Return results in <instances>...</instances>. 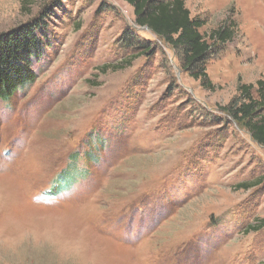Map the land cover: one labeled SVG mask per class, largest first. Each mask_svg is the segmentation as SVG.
<instances>
[{
    "label": "rangeland",
    "instance_id": "rangeland-1",
    "mask_svg": "<svg viewBox=\"0 0 264 264\" xmlns=\"http://www.w3.org/2000/svg\"><path fill=\"white\" fill-rule=\"evenodd\" d=\"M185 5L234 30L210 86L125 0H0V33L50 43L0 97V264H264V147L226 109L264 79V0Z\"/></svg>",
    "mask_w": 264,
    "mask_h": 264
},
{
    "label": "trees",
    "instance_id": "trees-1",
    "mask_svg": "<svg viewBox=\"0 0 264 264\" xmlns=\"http://www.w3.org/2000/svg\"><path fill=\"white\" fill-rule=\"evenodd\" d=\"M133 6L135 23L148 27L159 38L168 42L181 52L183 66L195 77H200L203 85L210 86L205 64L213 45L231 39L234 30L230 27L213 29L209 34L210 42L200 33L204 21L190 16L185 0H125ZM38 26H21L10 32L0 33V97L8 98L17 89L35 80L37 76L31 62L42 49L49 45L48 36L37 31ZM52 43V41H51ZM126 62L112 65L120 69ZM104 68V69H103ZM105 70V67H102ZM255 88V93L252 91ZM239 97L227 106V114L240 123L251 138L264 147V79L253 83H241L238 86ZM99 143L100 137L95 138ZM98 143V144H99ZM90 154V153H89ZM88 158L95 154H90ZM75 169V168H74ZM73 169V170H74ZM72 168L65 167L53 181L51 190L56 192L68 188L75 179ZM74 173V172H73ZM240 187H249L252 183L243 182ZM260 228V225L251 229Z\"/></svg>",
    "mask_w": 264,
    "mask_h": 264
},
{
    "label": "snow or ice",
    "instance_id": "snow-or-ice-1",
    "mask_svg": "<svg viewBox=\"0 0 264 264\" xmlns=\"http://www.w3.org/2000/svg\"><path fill=\"white\" fill-rule=\"evenodd\" d=\"M9 151H10V148L5 149L2 152H0V165H2V163H3V156L6 155Z\"/></svg>",
    "mask_w": 264,
    "mask_h": 264
},
{
    "label": "water",
    "instance_id": "water-1",
    "mask_svg": "<svg viewBox=\"0 0 264 264\" xmlns=\"http://www.w3.org/2000/svg\"><path fill=\"white\" fill-rule=\"evenodd\" d=\"M148 28V27H147Z\"/></svg>",
    "mask_w": 264,
    "mask_h": 264
}]
</instances>
